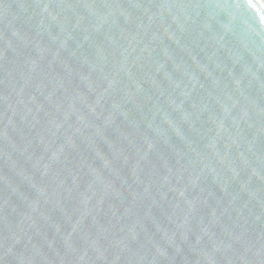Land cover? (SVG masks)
<instances>
[{"label": "water", "instance_id": "95a60500", "mask_svg": "<svg viewBox=\"0 0 264 264\" xmlns=\"http://www.w3.org/2000/svg\"><path fill=\"white\" fill-rule=\"evenodd\" d=\"M0 264H264V0H0Z\"/></svg>", "mask_w": 264, "mask_h": 264}]
</instances>
